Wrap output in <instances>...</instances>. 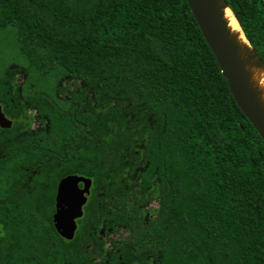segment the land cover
<instances>
[{"label":"trees","instance_id":"1","mask_svg":"<svg viewBox=\"0 0 264 264\" xmlns=\"http://www.w3.org/2000/svg\"><path fill=\"white\" fill-rule=\"evenodd\" d=\"M225 1L264 60V0ZM9 47L1 264H264V141L186 0H0ZM71 174L92 186L67 240Z\"/></svg>","mask_w":264,"mask_h":264},{"label":"water","instance_id":"2","mask_svg":"<svg viewBox=\"0 0 264 264\" xmlns=\"http://www.w3.org/2000/svg\"><path fill=\"white\" fill-rule=\"evenodd\" d=\"M186 1L227 80L235 103L264 141V88L254 78L255 70L264 71V60L245 36L243 42L240 33L229 28L225 19L226 12L236 18L225 0ZM12 123L0 105V128L8 129ZM91 186V178L72 174L58 182L52 222L59 235L67 240L73 239L75 235L77 219L83 216V207Z\"/></svg>","mask_w":264,"mask_h":264},{"label":"bare ground","instance_id":"3","mask_svg":"<svg viewBox=\"0 0 264 264\" xmlns=\"http://www.w3.org/2000/svg\"><path fill=\"white\" fill-rule=\"evenodd\" d=\"M225 19L228 23L229 28L236 33H240V39L245 42L244 34L239 26V24L236 22L234 17L230 12H226ZM254 78L259 82L260 86L264 88V71L263 70H255L254 72Z\"/></svg>","mask_w":264,"mask_h":264},{"label":"flooded vegetation","instance_id":"4","mask_svg":"<svg viewBox=\"0 0 264 264\" xmlns=\"http://www.w3.org/2000/svg\"><path fill=\"white\" fill-rule=\"evenodd\" d=\"M81 186V185H80ZM55 212V205H54V211L53 213ZM53 213H52V216H53ZM4 236V231L2 230V227H1V224H0V244L3 245V243H5L6 245L8 244V242L6 241H3V237ZM62 237V236H61ZM63 238V237H62ZM7 247L5 246L4 249H6ZM1 249V248H0ZM16 251L17 250H0V264L2 263L3 260L1 259H5V256L6 255H9L12 253L16 255ZM7 264V262H6ZM10 264H13V263H10ZM46 264H62V263H58V262H52V260H48V262Z\"/></svg>","mask_w":264,"mask_h":264},{"label":"rangeland","instance_id":"5","mask_svg":"<svg viewBox=\"0 0 264 264\" xmlns=\"http://www.w3.org/2000/svg\"><path fill=\"white\" fill-rule=\"evenodd\" d=\"M8 33H9V39H8V41L6 43L11 45L12 44L11 43V37H12L13 31L8 29ZM0 60L3 61V62H7V63H9V62H11L13 60V51L10 50V47L9 48H5L3 50H0ZM64 85H66L65 82H64ZM71 87L72 86H70V88Z\"/></svg>","mask_w":264,"mask_h":264}]
</instances>
